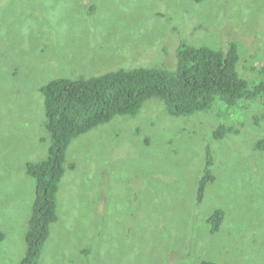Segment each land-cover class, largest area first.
Returning a JSON list of instances; mask_svg holds the SVG:
<instances>
[{
	"label": "rangeland",
	"instance_id": "rangeland-1",
	"mask_svg": "<svg viewBox=\"0 0 264 264\" xmlns=\"http://www.w3.org/2000/svg\"><path fill=\"white\" fill-rule=\"evenodd\" d=\"M178 36L195 46L236 41L240 76L250 86L262 79L264 0H0V264L27 251L36 181L26 164L47 158L52 143L42 87L174 69ZM221 125L227 133L213 138ZM262 139V98L175 116L153 97L137 115L78 136L37 264H264ZM207 146L216 179L199 206ZM217 208L225 216L213 234L206 218Z\"/></svg>",
	"mask_w": 264,
	"mask_h": 264
},
{
	"label": "trees",
	"instance_id": "trees-1",
	"mask_svg": "<svg viewBox=\"0 0 264 264\" xmlns=\"http://www.w3.org/2000/svg\"><path fill=\"white\" fill-rule=\"evenodd\" d=\"M177 39L178 63L174 69L121 68L88 77L56 78L42 87L52 143L47 158L26 164V173L36 181V196L26 236L27 251L19 264L38 263L50 237L51 224L58 220V193L66 173L67 152L75 138L117 115H137L145 101L153 97L163 100L175 116L207 111L218 103L232 107L243 100L264 99V63L259 70L262 79L250 86L238 72L240 50L236 41L228 40L219 48L190 45L179 36ZM226 133L227 127L221 125L212 137L221 139ZM258 146L264 149V139ZM75 166L70 164L71 168ZM213 169V152L207 146L197 188L199 206L208 185L216 179ZM224 216L223 209H215L206 218L207 229L217 233ZM3 237L0 233V239ZM202 264L216 263L204 260Z\"/></svg>",
	"mask_w": 264,
	"mask_h": 264
}]
</instances>
